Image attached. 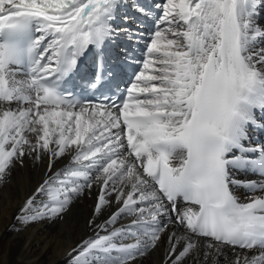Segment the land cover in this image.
Here are the masks:
<instances>
[{
  "label": "bare ground",
  "instance_id": "1",
  "mask_svg": "<svg viewBox=\"0 0 264 264\" xmlns=\"http://www.w3.org/2000/svg\"><path fill=\"white\" fill-rule=\"evenodd\" d=\"M84 1L41 15L37 28L44 50L51 54L76 24L99 22L114 36L132 32L151 1L163 39L150 43L155 53L145 67L161 88L175 89L179 59L188 56L182 47L187 20L196 16L192 34L200 30L202 48L192 56L187 81L194 85L201 65L216 52L222 23L236 11L248 37L247 66L264 78V0H104L78 19ZM19 10L16 3L3 9L9 15ZM50 26L57 32L49 36ZM162 96L175 95L171 90ZM113 127L88 109L0 105V264H263L254 254L191 239L167 222L163 205L123 152Z\"/></svg>",
  "mask_w": 264,
  "mask_h": 264
},
{
  "label": "rangeland",
  "instance_id": "2",
  "mask_svg": "<svg viewBox=\"0 0 264 264\" xmlns=\"http://www.w3.org/2000/svg\"><path fill=\"white\" fill-rule=\"evenodd\" d=\"M205 5H206V4H205ZM205 5H204V6H205ZM258 12H260V11H258ZM258 14H259V13H258ZM50 25H55V24H50Z\"/></svg>",
  "mask_w": 264,
  "mask_h": 264
}]
</instances>
